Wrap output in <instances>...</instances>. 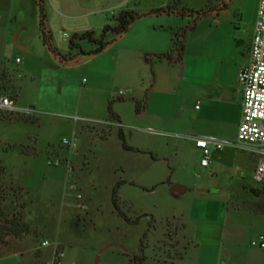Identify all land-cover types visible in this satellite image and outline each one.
I'll return each mask as SVG.
<instances>
[{
	"label": "rangeland",
	"instance_id": "374dc122",
	"mask_svg": "<svg viewBox=\"0 0 264 264\" xmlns=\"http://www.w3.org/2000/svg\"><path fill=\"white\" fill-rule=\"evenodd\" d=\"M119 1L70 0L68 7L72 15L81 13V5L89 8L82 13L88 16L89 13L92 14L88 18L66 21L68 24L83 26L84 29L79 31H86L85 26L96 25L102 17V14H94ZM138 1L142 3V9L138 11L145 12L143 8L147 6L146 0ZM177 1L173 3L177 4ZM252 1L231 0L233 7L228 13H234L232 19L239 21L240 14L245 13L249 20V6ZM44 2L46 12L52 5L57 4L55 0L52 3L48 0ZM133 2L134 0H125L123 8H130ZM179 2L180 7L200 10L207 8L212 0ZM173 3L169 6H173ZM101 30L97 29L96 35H99ZM58 32L53 34L54 44L64 49L61 53L66 54L67 50L69 52L70 33ZM64 33L67 39L64 38ZM110 37L111 35L108 39ZM82 46L84 49L92 48L88 42H84ZM88 59L84 58L83 61L88 63ZM80 73L81 70L71 73L72 86L75 88H78V82L79 86H82L84 79H87V75ZM29 86L28 82L23 81L24 95L30 97L32 91ZM41 107H36V113L31 115L33 122L19 123L22 119H11L16 118V113L7 112L4 113L8 114V119H1L3 122L0 123V162L7 172V178L12 179L13 186L22 189L23 201L27 204L24 221L38 237L31 235V238L25 240L10 239L1 244L0 264H53L56 243L63 253L57 264H133L132 257L140 254L145 255V264H154L158 260H179L182 256V264H197L199 259L202 262L204 258L216 255L217 251L222 256V264H262L254 252L249 256L250 246L245 243L248 229L252 227L248 216L243 214L245 219H240L241 225L246 229V232L236 233L240 244L233 245L230 241L232 235L228 232L225 237H221L219 232L214 236H206L207 231L214 229L208 220H205L199 229L190 224L191 220L196 222L195 215H191V208H197V203H194L189 194L177 196L170 191L174 184H181L189 190H198L200 187H196V184L207 183L212 184L213 193L222 186L231 190L225 189L223 195L234 191L231 209L245 210L247 206H255L258 200L251 194L250 189L264 187V183L259 184L253 180L258 161L256 155L228 146L215 150L224 156V162L223 167H219L218 172L212 174L200 167V159L185 140L173 138L178 136L177 134L165 132L155 136L145 119H132L130 123L124 124L126 130L123 127H113L105 129L106 133L99 132L88 137H83L77 130L74 137L76 148L72 153L75 157H70L68 148L62 145V140L71 139L68 123L75 125L71 119L82 118V115L65 117L60 113L62 108L57 109L53 105ZM9 121L14 123L9 124ZM120 128L123 133L126 132V144L139 152L126 151L123 148L119 136ZM30 136L36 139L46 162L55 157L60 148L64 151L58 156L66 159L70 157L77 191H66L65 167L46 165L50 169H45L48 179L43 180L41 167H47L44 166L42 158L38 165H30L21 163V158L14 154L16 151L9 150L11 153L4 154V149L6 151L11 149V146H16L12 144V140L24 142L25 137ZM235 140L236 138L231 142ZM148 149L151 153L145 152ZM23 152L27 150L24 148ZM225 160H228V163ZM239 179L241 183L236 187ZM114 188L120 210L128 217H141L137 224H127L118 215L112 203ZM78 193L82 195L81 200L76 198ZM210 205L217 206L218 203L212 202L208 204ZM212 209L213 207L208 208L207 215L212 213ZM194 232L198 236L194 235ZM207 243L211 244L206 245Z\"/></svg>",
	"mask_w": 264,
	"mask_h": 264
},
{
	"label": "crops",
	"instance_id": "0c3cea01",
	"mask_svg": "<svg viewBox=\"0 0 264 264\" xmlns=\"http://www.w3.org/2000/svg\"><path fill=\"white\" fill-rule=\"evenodd\" d=\"M48 1L52 3L53 0ZM55 1L56 7L51 4V8L47 9L48 26L52 33L58 34L60 31L71 35L74 32H81L79 30L84 29L83 26L68 24L66 20L76 21L90 17L92 13H89L90 16L82 13L89 8L81 5L79 6L81 13L72 15L68 7L70 0ZM175 1L177 0L157 2L146 0L147 6L143 9L147 11L164 7ZM225 3L227 5L225 9H219L197 21L193 19L189 21L188 18L183 20L175 15L144 18L136 22L128 33L109 45L103 53L97 56H81L75 61L63 64L42 42L36 1L0 0V96L11 97L20 108H33L36 111V107L53 105L57 109L62 108L60 113L65 117L82 115L80 116L82 119L95 121L93 124L78 126L68 123V131L72 136L77 135V130L83 137L104 131L106 133L105 129L113 127H123L126 130L124 124L130 123V120L145 119L155 136L165 132L177 134L178 136L173 138L185 140L191 146L192 152L201 159L202 152L190 137L210 136L231 142L236 138L242 117L243 92L237 81V75L250 62V46L258 0H253L249 6L250 19H247L245 13H241L239 21L232 19L234 13H228L233 7L231 0H225ZM220 5L221 0H212L208 7H220ZM122 9L124 8L121 0L119 3L102 8L94 14L95 16L102 14L99 23L85 26V29L94 31L102 29L106 24L111 23V18ZM130 9L141 10L142 3L134 0ZM192 24L193 28L184 36V53L181 62L153 60L152 64H149L145 61V54L158 55L170 52L173 49V32ZM63 36L67 39L65 33ZM112 38L113 35L110 39ZM56 47L59 51L64 50ZM84 58H89L88 63L83 61ZM74 70L79 72L81 70L80 75L83 73L87 75L82 86H79L78 82V88L72 86L71 73ZM23 81L30 85L32 91L30 97L24 95ZM146 92L147 107L143 113L137 114L134 102L129 99L141 100ZM118 98H124L125 101L112 103L118 121L111 120L107 110L108 105L111 100ZM20 114L16 113V118L11 119H22L19 123L33 122L31 116ZM1 119H8V114L0 112L2 124ZM12 123L14 121H9V124ZM123 134L126 138L125 131ZM12 141L17 148L16 152H13L21 158V163L38 165L42 158L44 166L47 167L46 159L41 154L42 149L33 136L25 137L24 142ZM20 147H24L28 153L23 152ZM63 151L60 148L56 156ZM150 151L148 149L145 152L151 153ZM9 153L11 152L4 154ZM223 162L224 156L212 150L209 167L201 165L200 167L213 174L218 172L219 167H223ZM225 162L228 163V160ZM41 168L43 180H47L48 177L45 175L48 174H45V171H49L50 168ZM240 183L239 179L236 187ZM211 186L212 184L199 183L196 187L205 188L206 192L188 188L186 193L175 194L177 196L189 194L194 203H197V208L194 206L191 208V215H195L196 219L194 217L193 219L196 222L191 220L190 224L199 229L204 225V221L208 220L214 229L207 231L206 236H214L219 232L221 237H225L228 232L232 235L231 244L236 245L240 244L236 233L246 232L240 219L248 216L252 224L245 242L250 246L249 256L254 252L263 264L264 249L251 247L250 240L257 235H264V212H254L247 208L231 209L234 191L230 192L229 188L222 186L213 193ZM225 189L230 190L229 194L223 195ZM212 202H217L218 205L208 206ZM206 207H213L210 215H207ZM194 235L198 236L199 230L198 235L196 232ZM28 238L31 237L21 240ZM58 246L56 243L53 252ZM221 257L217 251L216 255L206 257L202 262L199 259L197 264H222ZM183 260L184 258L171 262L182 264Z\"/></svg>",
	"mask_w": 264,
	"mask_h": 264
},
{
	"label": "trees",
	"instance_id": "16d2710c",
	"mask_svg": "<svg viewBox=\"0 0 264 264\" xmlns=\"http://www.w3.org/2000/svg\"><path fill=\"white\" fill-rule=\"evenodd\" d=\"M35 1L39 11V29L42 42L44 46H46L47 49L63 64L75 61L81 56H97L103 53L109 45L114 43L121 36L128 33L136 22L144 18L151 16L175 15L180 18H191L193 21H197L201 18L210 16L213 12L219 9L223 10L227 6L225 0H221L220 7H208L200 10H194L180 7V2L177 1V4H174L173 6L167 5L164 7L147 10L145 12H140L130 8L122 9L111 18V23L106 24L102 28L99 35H96V31L94 30L72 33L68 39L69 52L63 54L54 44L52 30L48 26V16L45 9L44 0ZM191 28H193V24L175 30L173 32V49L170 52L164 54H145V61L149 64H152L153 60L157 62L167 61L169 63L181 62L184 53V36ZM109 35H113V38L108 39ZM84 42H88L92 48L84 49L82 46ZM74 51H76L75 54L73 53ZM129 100L134 102L135 112L137 114H141L147 107V92L141 100ZM115 101H125V99L118 98L110 101L107 110L111 120L118 119L117 115L112 109V103ZM119 131L123 148L126 151L139 152V150L134 149L133 147L126 144L121 128ZM20 148L23 151L24 147ZM16 149V146H11V149L8 148L6 151L4 149V152L8 153L12 150L15 151ZM6 175L7 172L4 170V167L0 162V245L5 244L10 239L21 240L31 235L32 237H38L37 234L32 233L30 225L24 221L27 204L23 201L22 189L14 187L12 179H8ZM119 185L120 183H118L117 186ZM115 188L113 189L112 203L117 210L118 215L127 224H137L141 217L131 218L120 210ZM250 192L258 200V203L255 206H247L246 208L254 212H264V187L263 189L252 188L250 189ZM142 245L143 242H141V246ZM57 251H61L59 246L57 247ZM180 259H183V256ZM131 262L133 264H145L146 257L144 254L136 255L132 257ZM154 264H172V262L167 260H158Z\"/></svg>",
	"mask_w": 264,
	"mask_h": 264
},
{
	"label": "built area",
	"instance_id": "2783aa9c",
	"mask_svg": "<svg viewBox=\"0 0 264 264\" xmlns=\"http://www.w3.org/2000/svg\"><path fill=\"white\" fill-rule=\"evenodd\" d=\"M124 2L125 0H121ZM237 81L242 88V117L237 129L234 142L222 141L215 137H190L195 146L201 150L202 156L200 165L209 167L212 150H222L224 147H232L238 151L256 155L258 161L253 173V180L256 183H264V0H258V9L250 46V62L247 67L241 69L237 75ZM198 108V106H197ZM0 111L7 113H22L31 116L35 114L34 109L20 108L9 96H0ZM75 124L95 123L90 119L75 117ZM96 123L107 124L103 121ZM120 126L119 124H116ZM162 135L164 133H161ZM75 136L71 139L62 140L63 147L68 148L70 157L76 148ZM69 159L55 156L47 160L46 164L51 167H65V189L66 191H77V183L74 179V169ZM76 198L81 200L82 195L77 194ZM45 245L47 242L44 243ZM250 245L255 248L264 249V235H258L251 239ZM63 253L55 249L53 264H57ZM59 263V262H58Z\"/></svg>",
	"mask_w": 264,
	"mask_h": 264
},
{
	"label": "water",
	"instance_id": "95a60500",
	"mask_svg": "<svg viewBox=\"0 0 264 264\" xmlns=\"http://www.w3.org/2000/svg\"><path fill=\"white\" fill-rule=\"evenodd\" d=\"M170 191L174 194H181V193H186L187 188L181 184H174L170 187ZM198 191L199 192H206V189L199 188ZM96 264H97V262H96Z\"/></svg>",
	"mask_w": 264,
	"mask_h": 264
}]
</instances>
